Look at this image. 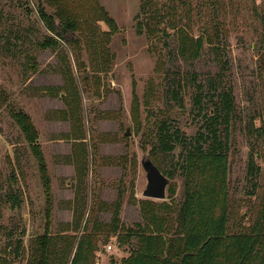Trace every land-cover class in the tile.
Listing matches in <instances>:
<instances>
[{"label": "rangeland", "instance_id": "374dc122", "mask_svg": "<svg viewBox=\"0 0 264 264\" xmlns=\"http://www.w3.org/2000/svg\"><path fill=\"white\" fill-rule=\"evenodd\" d=\"M190 45L196 57L187 59ZM220 73L234 97V234L264 211V0H0V264H37L42 241L52 260L70 264L80 236L110 224L120 201L126 228L148 222L140 200L174 215L183 152L157 156V126L167 117L194 137L203 113L193 97L212 109ZM146 156L174 173L165 200L142 195ZM11 191L18 208L5 202ZM100 232L94 264H121L133 242Z\"/></svg>", "mask_w": 264, "mask_h": 264}, {"label": "trees", "instance_id": "16d2710c", "mask_svg": "<svg viewBox=\"0 0 264 264\" xmlns=\"http://www.w3.org/2000/svg\"><path fill=\"white\" fill-rule=\"evenodd\" d=\"M40 14L47 23H53L43 6ZM59 15L68 29L75 28L64 13ZM191 46L189 51L181 49L187 59L196 57L190 56ZM223 78L220 73L212 82V100L217 99L212 109L203 106L204 98L199 93L193 97V106L199 109L197 115L203 113V124L194 137H187L167 117L157 126L156 155L171 153L177 147L183 152L180 165L184 177L183 197L175 214H169V206L162 213V206L140 200L144 215H149L148 222L126 228L119 214L120 201L110 224L93 225L80 236L70 264L95 263L103 227L117 235L119 245L133 242L121 264H264V211L247 231L228 232L229 125L234 97ZM251 167L254 170L253 163ZM163 173L174 177V173ZM131 197L137 202L134 194ZM5 202L14 209L20 207L22 199L18 192L11 191L5 194ZM49 243L42 241L37 264H61L52 260ZM17 245L18 253L21 242Z\"/></svg>", "mask_w": 264, "mask_h": 264}, {"label": "water", "instance_id": "95a60500", "mask_svg": "<svg viewBox=\"0 0 264 264\" xmlns=\"http://www.w3.org/2000/svg\"><path fill=\"white\" fill-rule=\"evenodd\" d=\"M130 134L128 129L125 135L130 136ZM141 165L146 173V185L142 195L149 199L165 200L167 198L170 179L148 156L141 160Z\"/></svg>", "mask_w": 264, "mask_h": 264}, {"label": "built area", "instance_id": "2783aa9c", "mask_svg": "<svg viewBox=\"0 0 264 264\" xmlns=\"http://www.w3.org/2000/svg\"><path fill=\"white\" fill-rule=\"evenodd\" d=\"M113 248V246L111 244L107 245V250L110 251Z\"/></svg>", "mask_w": 264, "mask_h": 264}]
</instances>
